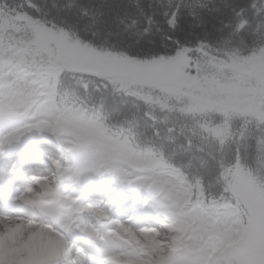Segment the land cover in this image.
<instances>
[{
	"label": "trees",
	"instance_id": "1",
	"mask_svg": "<svg viewBox=\"0 0 264 264\" xmlns=\"http://www.w3.org/2000/svg\"><path fill=\"white\" fill-rule=\"evenodd\" d=\"M19 14L71 42L138 61L184 50L192 73L264 52V0H0V24ZM181 101L161 90L66 72L56 97L62 117L82 111L104 120L134 144L140 161L179 170L207 201L228 195L224 174L237 163L264 189V121L227 123L211 110L184 112Z\"/></svg>",
	"mask_w": 264,
	"mask_h": 264
},
{
	"label": "rangeland",
	"instance_id": "2",
	"mask_svg": "<svg viewBox=\"0 0 264 264\" xmlns=\"http://www.w3.org/2000/svg\"><path fill=\"white\" fill-rule=\"evenodd\" d=\"M170 25H173L172 22ZM33 33L34 30L29 29L28 25L25 27L14 24L10 18L9 20L4 19L0 26V129L6 128V130L15 131V133H10L8 138L17 139V134L21 133L20 135L23 137L31 138V141L36 146L43 144L55 147L53 146L55 144L63 152L64 150H69L70 146L68 144H59L58 139L61 138L70 143L78 141L87 145L85 153H82L84 159L90 163L99 164L98 167L104 166L108 168L109 171L107 173L109 174L105 175L113 182L116 178L113 168L118 169L117 171L123 170L128 177L134 175L143 177L149 173L156 172L155 176H152L153 179L157 180L164 177L169 181L168 184H174V186L182 190V215L189 214V219L186 222L192 225V230L198 227L202 231V234L199 232V235L204 236L203 239H196L194 242H198L200 245L208 244L223 228L225 230L230 217L234 219H232L230 229H228L229 234L221 241L229 242L234 237L233 243L227 245L225 250L220 252L217 259L218 264H237V258H241L239 252L235 256L237 248L247 246L249 242L248 249L251 256L258 257L264 264V190L252 178L250 173L245 171L239 163L235 164L234 168L227 170L224 174L230 196L224 197L219 201L207 202L200 197L194 184H190L183 175H181L183 179L179 177L176 170L167 167L162 162L154 164L147 169H134L133 167L136 163L134 149L131 146L121 152L122 144L115 137L108 136L97 125L98 123H84V121H87L86 118L84 121H79L73 116L63 120L57 114L49 94L53 83V74L55 72L53 63L55 64V62L49 60L36 48L32 47ZM182 58L180 56L175 60L178 67H181L182 64L188 65ZM226 64L227 62L223 63V66L218 67V71L224 68L225 70H222V74L219 73L216 77L208 78L202 76L201 79H197L192 75H183L180 88L169 93L180 97L184 96V98L190 97L192 102L193 100L196 101L191 106L189 105L190 109H198L202 104L213 108L216 107L214 103L218 102V106L224 107L229 112H237L238 110L246 116L264 119V52L242 58V60L232 59L228 66ZM43 105L50 108L49 116H51V119L49 120L33 114L35 112V114L40 115L44 109ZM216 111L225 113L221 109H216ZM27 115L29 118H27ZM7 116H9L8 119ZM33 126L44 127L51 132L43 130L32 133L31 128ZM28 132L29 134H27ZM3 136V134H0L1 141L4 139ZM35 137L45 139V142H38L39 140H36L37 138L34 139ZM99 143L105 148L104 150L99 146L104 152L101 160L87 154V151L93 148L94 144L99 145ZM73 152V150H70L69 153H65V156L69 154L71 158ZM76 155L78 157H72L74 162L77 163L75 168L71 164L64 166L69 173L70 171L73 172L71 176L74 179H78L85 172L83 167L81 168L79 165V153H76ZM68 161H70L69 158ZM148 163H144V165ZM125 165L127 169L124 168ZM129 181L131 185H134L138 180L129 178ZM143 191L148 194L140 197L139 210L147 212L149 218H153L152 224L147 226L148 232L156 234L158 230L164 231L166 226L165 217H169V213L165 212L164 209H166L167 205L172 206L170 204L171 200H166V202H169L166 203L167 205L162 204V198L154 199V196L149 193V189H144ZM133 211L134 208L131 209V212L126 217H130ZM223 217L224 226L222 225ZM5 219L8 220L10 218ZM14 219L21 220L20 218ZM17 220L14 225L19 222ZM22 222L26 224L34 223L39 226L36 228L34 235L43 236L41 239V241L43 240L42 243L40 242V246H36L37 244L32 240L33 236H30L31 233L27 237L21 236L22 239L16 241L15 235L17 233H15L12 238L13 245L10 247L11 254L9 249L6 250L1 246L2 243L0 242V264H14L12 261L15 260L19 253H21V261L25 264H39V260H44L45 255L48 253L51 260L47 264H60L57 260H60L64 255L60 247L53 250L52 246L47 245L44 240V234L40 233L42 225L38 222ZM12 225L9 228L11 232L14 229ZM176 225L177 222H173L171 227ZM139 228L140 226H137L133 230L139 232L142 229ZM50 234L56 235L51 231ZM164 234L165 237L159 240L161 245L172 239L169 233L165 232ZM195 234L196 232L192 236ZM25 240H27L26 243H24ZM22 243H24V249L19 247ZM67 243L69 242L67 241ZM150 250L151 248L148 249V254H150ZM66 252L68 253V250ZM161 254L164 256L160 254L149 256V262L156 261V264H194L192 259H185L179 254H176L174 258H168L174 254L173 249H164ZM238 264L243 263L239 262Z\"/></svg>",
	"mask_w": 264,
	"mask_h": 264
},
{
	"label": "bare ground",
	"instance_id": "3",
	"mask_svg": "<svg viewBox=\"0 0 264 264\" xmlns=\"http://www.w3.org/2000/svg\"><path fill=\"white\" fill-rule=\"evenodd\" d=\"M53 66L55 68V72L53 74V83H52V86H51L50 92H49L50 99L52 102H54V97L56 94L57 80H58V77L60 76V74L62 72V69L60 66H58L54 63H53ZM46 105H43L44 109L40 115L35 114V112L32 111L34 116L37 115V116H40L41 118H44L46 120L51 119V116H49L50 108H49V106H46ZM6 115H8V114H6ZM7 117H9V116H7ZM27 118H29L28 115H27ZM0 121H1V116H0ZM43 130H47L48 132H51L50 130H48L44 127L33 126V128H31L32 133H35V131L40 132ZM7 132H9V130H6V128L0 129V133L5 134ZM20 134H17V137H18L17 139L10 137L11 141L12 142L13 141H19L20 139H22V141L24 142L27 137H23ZM27 134H29V132ZM13 135H16V134H13ZM10 138H9V142H10ZM36 138L37 137H35V139ZM36 140H39V138H37ZM57 141L61 145L68 144V146H70L69 150L74 151L73 156H72L74 158L78 157L76 155V153H79L81 155L83 152L85 153V149L87 147V145L80 144L77 141H73V143H70V142H67L65 140H62L61 138L58 139ZM56 146H58V145H56ZM99 146L100 145H94L93 148H90L87 151V154L90 156L91 155L95 156L98 160H101L103 158L104 152ZM36 150L40 153H47V154H51V155L61 156V154L59 152H57L54 149H52L46 145H43V144L38 145V148ZM63 159H65V157ZM18 162H19V160L15 158V163H18ZM79 165L81 168L83 167V170H85V172L80 175V178H78V180L79 179H81V180H84V179L87 180L88 179L89 180L95 175L96 176L102 175L105 178V172L109 171L108 168H106L104 166L98 167L99 164L96 165V164L90 163L89 161H86L84 159L83 155H82V160L80 158ZM124 168L127 169V166L125 165ZM113 169L115 170L114 175H116V177L120 180H123V179L128 180L129 178H131L132 180H138L137 182H135L136 183L135 188H137V191H135V192H137V194H141V193L145 192V191H143L144 189H149L150 190L149 193L154 196V199H157L159 197L162 198V204L169 203V202H166V200H171L170 204L174 207L173 208L172 206H169L166 204L167 206H166L165 212L169 213V217H165L166 218V220H165L166 226L164 228V231L158 230V233H156V234H149V232H147V231L141 232L142 237H143V241L146 243L148 248H151L150 256H155L156 254L163 255V254H161V252H163L164 249H171V250L173 249L174 254L172 255V257H168V258H174L176 256V254H179L181 257H183L185 259H192L194 264H218L217 259H218V255L220 254V252L222 250H225L227 245L233 243L232 241H233L234 237L229 242H221L229 234L228 229H230V225H231V222L233 219L232 217H230L228 219V223H227L225 230L223 228L224 232L222 230L221 232L217 233L208 244L205 243L203 245H200V244H198V242H194V241L196 239H203L204 238L203 235L202 236L199 235V232H201V234H202V231H200L198 227L195 228L194 230H192V225H190L186 222L189 219V214H187L188 216L182 215V213H183L182 212V209H183L182 208V204H183L182 190H180L178 187L174 186V184H171V185L168 184L169 181L166 180L164 177L158 178L157 180L153 179V177L155 176L154 174L156 172H154L152 174L149 173L143 177L135 176V175L132 177H128L127 175L124 174L123 170L117 171L118 169H116V168H113ZM177 174L179 177L182 178L181 174H179V173H177ZM105 179H107V178H105ZM138 183H139V187H138ZM115 186L117 187V185H115ZM114 189H115V187H114ZM120 189L121 190H127V187L125 185H123ZM95 190H97V192L95 194L96 196L91 195L88 192L87 198L90 200H97V201L103 199L101 193L99 192L98 186L95 187ZM109 191H111V189H109ZM100 203H101V201H100ZM87 210H88L89 214L107 216V214L106 215L102 214V208H98L97 203H96V205H95V203L94 204L91 203L90 205H88ZM81 211H82V209H81ZM124 212H127V211L125 210ZM198 213H196V214H198ZM89 214H88V216H91ZM115 216L116 215H114V217ZM13 221L16 222V220H13V219H8V220L3 219L2 224L0 223L1 224L0 238L2 239L1 246L6 250L9 249V253H10V247L13 245L12 238L14 237V235L11 236L9 234V228L11 227L10 225L14 224ZM17 221H19V223L21 225H20L19 231L15 235L16 241H19V239H22L21 236L27 237V236H29L28 234L31 233L30 236L31 237L33 236L32 237L33 242L35 244H37L36 246H40V242L42 243V241H43V240L41 241L43 236H38L37 234L34 235L35 234L34 232H36L35 231L36 228H38L39 226L35 225L34 223L33 224L23 223L22 221H24V220H22V221L17 220ZM144 221H147V220H144ZM24 222H29V221H24ZM173 222H177V225L175 227H171V224ZM29 223H32V222H29ZM148 224H152V223L150 222ZM84 225L87 226L86 227V233L90 234V236H94V235H96V233H99V229H97V227L95 226L96 224L93 225V224H88L86 222V223H84ZM222 225L224 226V217L222 220ZM12 226H14V225H12ZM41 228H42V230L40 231V233L44 234V240L46 241L47 245L52 246L53 250H54V248L60 247V250L62 251V254L64 255L63 257L60 258V260H57L58 263H60V264H85V262H87V260L91 257L88 254L89 252L84 248L83 245L79 244L81 247L80 249H82L83 251L75 252V251L71 250L72 245L67 243V239H65L64 237H62L58 234L52 235V234H50L49 231H47L43 227H41ZM165 232L169 233L172 236V239L167 242L168 244L164 243L161 245L159 243L160 242L159 240L161 238L165 237V234H164ZM195 232H196V234L194 236H192V234ZM209 232H211V231H209ZM28 241H31V240H28ZM26 242H27V240L24 241V243H26ZM24 243H22L20 246L19 245L18 246L22 247L24 249L25 248ZM30 244H32V243H30ZM67 250H68V253L66 252ZM70 251H72V252H70ZM26 252L28 253V251H26ZM69 252H70V254L72 253V255H68ZM27 253H26V255H27ZM169 254H170V252H169ZM19 255L16 256L15 260L12 262H14V264H25L23 261H21V259H22L21 253H19ZM166 256H167V253H166ZM50 260H51V257H50V254L48 253L45 255L44 260H39V262L43 263V264H47ZM73 261H75V263ZM88 263L91 264L90 262H88ZM88 263H86V264H88ZM9 264H12V263H9ZM154 264H156V261L154 262Z\"/></svg>",
	"mask_w": 264,
	"mask_h": 264
},
{
	"label": "water",
	"instance_id": "4",
	"mask_svg": "<svg viewBox=\"0 0 264 264\" xmlns=\"http://www.w3.org/2000/svg\"><path fill=\"white\" fill-rule=\"evenodd\" d=\"M23 22V19H17ZM33 46L49 58L56 52V61L69 73L119 79L136 86L178 88L181 73L171 60L146 63L113 57L96 49L70 44L66 39L37 31Z\"/></svg>",
	"mask_w": 264,
	"mask_h": 264
}]
</instances>
